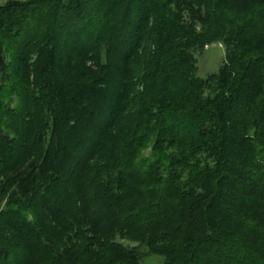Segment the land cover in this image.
<instances>
[{
  "label": "trees",
  "instance_id": "16d2710c",
  "mask_svg": "<svg viewBox=\"0 0 264 264\" xmlns=\"http://www.w3.org/2000/svg\"><path fill=\"white\" fill-rule=\"evenodd\" d=\"M152 254L264 264V0L0 4V264Z\"/></svg>",
  "mask_w": 264,
  "mask_h": 264
},
{
  "label": "rangeland",
  "instance_id": "374dc122",
  "mask_svg": "<svg viewBox=\"0 0 264 264\" xmlns=\"http://www.w3.org/2000/svg\"><path fill=\"white\" fill-rule=\"evenodd\" d=\"M8 0H0V4ZM197 74L205 77L211 73H216L225 59V50L222 45L212 43L206 46L196 55ZM162 258L159 255H146L142 260L143 264H162Z\"/></svg>",
  "mask_w": 264,
  "mask_h": 264
}]
</instances>
